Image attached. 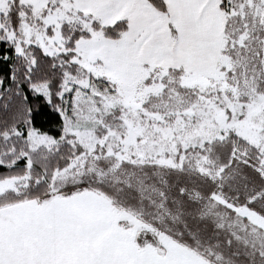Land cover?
Listing matches in <instances>:
<instances>
[{
    "label": "snow or ice",
    "instance_id": "1",
    "mask_svg": "<svg viewBox=\"0 0 264 264\" xmlns=\"http://www.w3.org/2000/svg\"><path fill=\"white\" fill-rule=\"evenodd\" d=\"M0 264H264V0H0Z\"/></svg>",
    "mask_w": 264,
    "mask_h": 264
}]
</instances>
